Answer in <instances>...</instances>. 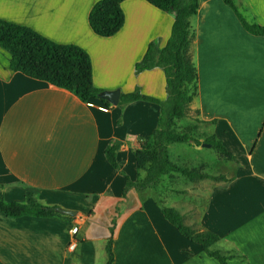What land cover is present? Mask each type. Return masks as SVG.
<instances>
[{
    "label": "crops",
    "instance_id": "0c3cea01",
    "mask_svg": "<svg viewBox=\"0 0 264 264\" xmlns=\"http://www.w3.org/2000/svg\"><path fill=\"white\" fill-rule=\"evenodd\" d=\"M97 1L0 0V18L83 47L92 60L94 85L103 91L122 94L139 86L165 100L163 69L137 74L135 64L150 42L166 45L174 13L147 0H124L123 27L103 37L89 23ZM234 2L248 21L264 25V0ZM191 28L198 72L191 109L214 122L212 133L237 163L233 180L210 179L205 200L191 199L190 208L182 205L190 190L179 183L191 181L180 173L164 176V204L177 209L187 225L218 234L217 247L229 256L228 264H264V36L247 31L224 0H199ZM10 57L0 47V200L24 202L30 191L44 204L77 214L11 216L0 210L4 264H105L114 221V264H220L165 218L152 188L131 189L123 197L126 176H146L137 168L135 150L140 138L159 127L158 103L83 101L68 89L11 70ZM113 140L121 142L118 169L105 156ZM174 144L185 143L168 145L171 157ZM175 158L181 163L185 157L177 151Z\"/></svg>",
    "mask_w": 264,
    "mask_h": 264
},
{
    "label": "trees",
    "instance_id": "16d2710c",
    "mask_svg": "<svg viewBox=\"0 0 264 264\" xmlns=\"http://www.w3.org/2000/svg\"><path fill=\"white\" fill-rule=\"evenodd\" d=\"M124 0H98L89 13V23L93 31L103 37L116 34L125 23V14L121 7ZM155 7L174 13L171 35L166 45L158 47L150 42L143 58L135 64L138 74L155 67L163 69L166 77L167 98L146 95L139 86L132 92L122 93L121 105L136 100L156 102L161 106L159 127L151 136L139 139V147L135 150L137 168L146 172V176L133 181L126 176L127 182L123 197L131 189L143 190L156 188L164 182L163 177L172 173H180L191 182L202 179L230 182L234 176L224 174H208L197 168H191L173 160L168 145L185 143L188 145L210 144L218 154L237 163V158L211 132L204 140L197 139L192 131H182L178 124L188 116L191 105L198 93V72L192 59L190 48L195 33L191 28V17L197 13L199 0H147ZM238 16L243 27L252 34L264 36V25L248 21L234 0H224ZM0 47L10 54V69L47 81L57 87L68 89L81 100L88 101L100 98L103 91L93 82V64L89 53L81 46L73 43H58L40 34L27 25L0 18ZM101 99V98H100ZM107 105L109 101L101 99ZM199 112L197 111V114ZM211 125L214 122L201 120ZM121 142L113 140L105 149L108 162L116 169L117 151ZM161 205L165 218L175 225L180 233L192 241L198 242L204 251L217 259L220 264H228L229 256L217 247L220 236L203 227H191L184 221L183 215L175 208ZM56 206L40 202L34 192L28 191L24 202L0 200V210L7 215L20 216L32 214L36 216H62L55 210ZM115 224L110 227L106 250L108 260L105 264H114L115 254L113 241ZM0 264H4L0 260Z\"/></svg>",
    "mask_w": 264,
    "mask_h": 264
},
{
    "label": "rangeland",
    "instance_id": "374dc122",
    "mask_svg": "<svg viewBox=\"0 0 264 264\" xmlns=\"http://www.w3.org/2000/svg\"><path fill=\"white\" fill-rule=\"evenodd\" d=\"M178 127L182 131H192L193 135L201 141L210 136L212 132L211 125L201 123L198 120V114L195 109L190 110L188 116L179 122ZM171 150L174 160H176L175 155L177 151H179V153H181V155L184 154L185 157L181 164L191 168H197L198 170L208 174H224L225 176L230 177L232 176L234 166L236 165L235 161L220 156L212 147L197 144H174ZM179 184L180 186L190 190L188 195L189 197H187L188 199H183L182 202L183 206L190 208V205L192 204L191 199L194 200L196 198L199 203L205 200L204 198H206L210 190L212 180L202 179L195 183L181 181ZM164 186L165 181L160 183L156 188H153V193L156 197H159L163 203L166 201L165 192L162 189Z\"/></svg>",
    "mask_w": 264,
    "mask_h": 264
},
{
    "label": "water",
    "instance_id": "95a60500",
    "mask_svg": "<svg viewBox=\"0 0 264 264\" xmlns=\"http://www.w3.org/2000/svg\"><path fill=\"white\" fill-rule=\"evenodd\" d=\"M101 99L108 100L113 105H118L120 103L121 92L119 89L117 90H104L99 94ZM203 146L210 147V144L204 143ZM55 210L60 214L72 215L75 216L77 214L76 210L66 209L61 206H56Z\"/></svg>",
    "mask_w": 264,
    "mask_h": 264
},
{
    "label": "built area",
    "instance_id": "2783aa9c",
    "mask_svg": "<svg viewBox=\"0 0 264 264\" xmlns=\"http://www.w3.org/2000/svg\"><path fill=\"white\" fill-rule=\"evenodd\" d=\"M75 246H76V243H75V242H73V243H71V244H70V246H69V247H70V249H73V248H75Z\"/></svg>",
    "mask_w": 264,
    "mask_h": 264
}]
</instances>
